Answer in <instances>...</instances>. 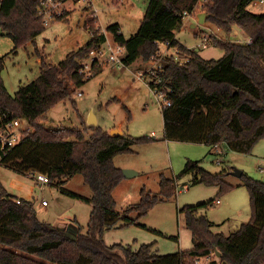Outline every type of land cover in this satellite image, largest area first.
<instances>
[{"label":"trees","instance_id":"obj_1","mask_svg":"<svg viewBox=\"0 0 264 264\" xmlns=\"http://www.w3.org/2000/svg\"><path fill=\"white\" fill-rule=\"evenodd\" d=\"M198 1L149 0L135 33L124 37L118 32V24L110 25L108 30L112 39L125 48V65L137 59L161 58L158 85L172 89L171 104L161 109L166 139L210 146L225 143L235 151L250 153L264 137V12L247 9L253 0H203L200 7L206 21L226 34L236 26L251 38L250 42L238 43L210 36L223 54L217 59H204L175 37L184 13L192 15ZM36 7L37 0H0V28L14 42L13 51L33 42L43 31ZM85 25L92 35L86 44L69 51L57 64L41 59L40 74L14 94L4 84V56L0 55V123L18 117L25 119L30 128L3 159V165L22 175L42 172L48 176V183L57 180L59 185L75 174L82 175L92 191V196L85 199L91 205L88 229L82 232L78 225L77 233L71 236L66 230L40 221L31 199L11 194L0 182V264H194L196 258L210 253L216 256V252L219 256L210 264H264V182L243 172L240 177L249 195L250 218L230 234L214 232L213 223L200 213L212 203L209 201L181 209L193 239L191 249L159 255L152 251L151 244L136 250L129 245L104 244L102 231L115 227L121 219L114 211L113 191L124 176L112 158L131 151L135 142L154 138L111 135L88 126L91 134L84 139L79 132L46 127L42 122L49 108L85 81L80 61L105 41L94 19L87 18ZM161 43L173 47L177 59L162 55ZM147 73L150 78L155 76ZM148 83L154 86L151 80ZM69 135H76V139L69 140ZM22 147L26 150L20 152ZM189 172L194 173L192 184L218 185L222 191L232 188L222 179L226 172L212 174L198 162H188L183 174ZM174 186V180L162 176L159 195L142 189L139 201L128 206L124 214L137 211L141 217L155 202L170 197ZM123 218L124 224L133 221L126 215Z\"/></svg>","mask_w":264,"mask_h":264},{"label":"rangeland","instance_id":"obj_2","mask_svg":"<svg viewBox=\"0 0 264 264\" xmlns=\"http://www.w3.org/2000/svg\"><path fill=\"white\" fill-rule=\"evenodd\" d=\"M148 2L95 0L94 7L98 11V21L108 37L112 38L108 27L118 24L124 37L128 38L137 31ZM69 8L65 18L44 25L43 31L33 42L16 47V51H13L15 45L12 39L0 28V55L4 56L1 75L11 94L40 74L41 59L57 64L69 51L83 46L91 39L92 35L85 25L90 9L85 7L83 1H76ZM247 9L263 13L264 3L252 1ZM198 11H201V7H194L192 15L183 18L182 29L176 31L177 39L194 48L204 59H217L223 54V50L212 43L210 36L238 43H244L242 40L249 38L236 26L231 30L236 33L230 35L231 32L226 34L205 18V23L199 22V14L196 15ZM205 36L208 41L203 45ZM160 51L162 55H170L174 54L175 49L161 43ZM151 66L150 60L142 59L123 66L104 62L95 67L76 88L70 82L69 87L73 88L70 94L49 108L42 122L46 127L79 132L84 139H88L91 134L88 119L92 113L96 120L94 126L109 134L118 129L129 138H154L151 141L135 142L130 147L131 151L112 158L116 167L132 169L136 174L124 177L114 189V211L121 215V219L115 227L104 229L101 238L108 246L129 245L134 250L143 244H151L155 254L165 255L193 247L191 232L185 225V215L181 211L185 205L211 201L207 207L201 208L200 213L205 214L213 223L214 232L225 235L249 220L248 192L241 177L231 172L238 169L264 182V137L253 146L250 153L235 151L225 143L214 148L201 142L166 139L161 108L148 83L150 75L145 74L151 71ZM140 72L144 73V77H138ZM77 92H81V95ZM68 139L75 140L76 135H69ZM25 150L22 147L20 152ZM188 162H198L201 168L212 174L226 172L222 179L232 188L222 191L218 185L192 184L194 173L183 174ZM162 176L175 181L173 194L164 201L155 202L141 217H138L137 211L124 214L128 206L139 201L142 189L152 195H159ZM0 182L13 195L28 196L33 201L40 221L66 230L71 236L77 233L78 225L82 232L88 229L91 205L85 199L92 196V191L81 174L73 175L62 185L55 180L40 187L35 184L33 174L22 175L9 165H0ZM216 199L220 200V204L214 202ZM42 200L48 205H43ZM125 215L133 219L132 223L124 224ZM216 258L212 255V259ZM200 264H210V261L201 258Z\"/></svg>","mask_w":264,"mask_h":264},{"label":"built area","instance_id":"obj_3","mask_svg":"<svg viewBox=\"0 0 264 264\" xmlns=\"http://www.w3.org/2000/svg\"><path fill=\"white\" fill-rule=\"evenodd\" d=\"M76 1H83L85 7L90 9V13L87 15V18L94 19V26L97 30L104 33L105 41L101 46L96 49L90 50L87 57L83 58L80 61V72L84 73L86 76H89L94 67L101 66L104 62L118 64L119 66H123L124 61L123 57L125 54L124 46L115 42L112 38L107 36V32L102 28L98 21L97 9L94 7L95 0H37L36 7V15L41 18L44 25L53 22L57 19H62L67 16V12L69 11V7L72 6ZM123 0H119L121 2ZM203 0H199L195 7H200ZM205 1V0H204ZM253 2L264 3V0H253ZM185 16H191L190 14L184 13ZM121 30L118 29V32ZM208 41V38L205 36L203 38V45H205ZM251 38H247L242 40V42H250ZM164 55V54H163ZM175 59L177 56L174 54ZM166 56V55H164ZM168 56V55H167ZM161 58L151 57L150 64L151 71H146L154 74L155 76L150 80L154 82V86L152 85L151 91L155 97L156 102L160 106V108H164L171 104V100L169 97V93L172 92L170 87H166L163 85H158L160 83L159 73L162 72V63ZM146 74V73H145ZM139 78L144 77V73L139 74ZM78 95H81V92H77ZM1 119V118H0ZM28 123L23 118H9L7 120H2L0 123V165H3V159L12 151V149L20 142L25 131L29 130ZM219 145H214V148H218ZM219 162V161H218ZM260 171L263 172V169L260 168ZM33 180L35 184L38 186H43L49 182L48 176L42 172L33 173ZM219 199L215 200V203H219ZM45 200H42V204H46ZM213 253L206 255L204 258L206 260L211 261ZM201 258H196L194 264H200Z\"/></svg>","mask_w":264,"mask_h":264},{"label":"water","instance_id":"obj_4","mask_svg":"<svg viewBox=\"0 0 264 264\" xmlns=\"http://www.w3.org/2000/svg\"><path fill=\"white\" fill-rule=\"evenodd\" d=\"M204 16H205L204 12L199 13L198 21L203 22ZM95 124H96V120H95L93 114L91 113L89 116V119H88V125L94 126ZM122 133L123 132L121 130L115 129L110 134L111 135H121ZM121 171H122V174L124 177H131L132 175H134L136 173L132 169H121ZM231 173L236 175V176H240L242 174V171L238 170V169H234ZM215 254H216V256H219V252H216Z\"/></svg>","mask_w":264,"mask_h":264},{"label":"crops","instance_id":"obj_5","mask_svg":"<svg viewBox=\"0 0 264 264\" xmlns=\"http://www.w3.org/2000/svg\"><path fill=\"white\" fill-rule=\"evenodd\" d=\"M201 11H198L197 13H196V15H198L199 13H200ZM206 21H204L203 23H205ZM190 26H194V24H190ZM182 27H183V24L178 28V30H180V29H182ZM121 33H122V31H121ZM233 33H236V31H234V32H231L230 33V35H233ZM175 37H176V39H177V31H175ZM178 40V39H177ZM179 41V40H178ZM167 47V46H166ZM168 48V47H167ZM165 55V54H164ZM136 174V173H135ZM30 191V190H29ZM20 196H23V195H20ZM23 197H26L27 199H29L28 198V196H23ZM214 202H215V200H214ZM216 204H220V201H219V203H216ZM44 205H48L47 203L46 204H44Z\"/></svg>","mask_w":264,"mask_h":264}]
</instances>
